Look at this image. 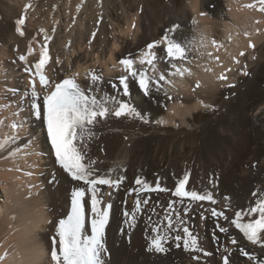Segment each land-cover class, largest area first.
<instances>
[{"label": "bare ground", "instance_id": "1", "mask_svg": "<svg viewBox=\"0 0 264 264\" xmlns=\"http://www.w3.org/2000/svg\"><path fill=\"white\" fill-rule=\"evenodd\" d=\"M253 2L0 0V139L11 133V119H29L25 122L28 125L19 130L20 139L0 149V264H53L50 252L56 224L66 212L71 189L80 185L55 165L42 122L30 119L27 113V99L21 105V114L13 115L20 111L17 104L23 93L13 95L7 89H27L21 70L24 64L18 57L31 36L37 33V37H52V76L61 78L77 67L83 75L78 83L87 88V69L107 67L127 53L133 56L148 42L161 40L173 25L179 28L170 36L181 43L191 41L187 59L176 61L177 66L189 68L190 74L169 75L175 69L166 59H159L158 71L172 83H161L158 92L153 88L150 97L140 95L131 80L132 95L122 96L110 86V80L116 81L113 72L103 73L99 87L88 93L129 99L150 121L109 116L95 125V137L88 144V157L98 162L95 167L100 173L114 169L111 174L116 178L125 176L112 197V217L105 235L110 253L107 264H221V255L227 254L225 248L232 253L230 264H252L239 254V246L264 259V249L243 240L230 223L236 211L253 206L261 198L259 194L264 193V13L245 7ZM26 4L30 7L25 11ZM201 12L206 15L201 16ZM23 13L29 17L21 37L14 33V20ZM213 39L221 47L214 48ZM249 42L254 47H249ZM157 52L164 57L162 48ZM57 59L61 63L57 64ZM245 71L248 75L243 74ZM221 75L226 79H218ZM29 140L33 141L30 145ZM17 148L21 151L10 156L9 152ZM185 173L191 189L211 192L217 203L191 205L171 198L167 192L151 194L149 204H142V211L137 214L136 226L127 229L122 213L133 208L134 196L129 189L137 187L133 184L136 177L151 184L159 180L168 188ZM50 177H54V182ZM253 192L258 196L254 197ZM140 199L147 198L142 195ZM169 201H175V212L199 236L203 248L212 251L205 261L202 256L192 260L191 255L197 252L189 254L182 249L147 251L148 239L154 235L151 228L166 229V212L172 213L175 220L172 230L182 231L184 225L178 224L175 212L167 209ZM225 206H229L228 211ZM212 209L223 211L228 217L219 220L221 226L229 229L227 234L218 232ZM199 210L207 213L205 221L200 219ZM247 219L251 218L242 222ZM229 234L239 243L231 244Z\"/></svg>", "mask_w": 264, "mask_h": 264}, {"label": "snow or ice", "instance_id": "2", "mask_svg": "<svg viewBox=\"0 0 264 264\" xmlns=\"http://www.w3.org/2000/svg\"><path fill=\"white\" fill-rule=\"evenodd\" d=\"M29 7L30 5L28 4L24 5L25 11ZM245 7L254 8L264 13V0H254L253 3L245 5ZM79 8L80 5H77V11H79ZM200 15L204 16L206 13L201 12ZM24 23V15H21L15 21V31L21 36L24 35L22 30ZM73 23H75L74 19ZM99 23L100 21L98 20L97 24ZM192 23L195 24L196 20L193 19ZM132 27H135L134 23ZM177 28H179V25H173L171 29L165 31L161 40L148 43L140 51L137 58H132L131 55L121 58L118 63L122 66L125 74L119 77L118 84L112 83L111 87L113 89H121L123 96H130L131 80L138 86L139 91L145 97H150L153 88L158 92L161 83H172L163 72L158 71L157 61L159 59H166L167 63L175 69L169 75L183 77L185 73L190 74L189 69L179 67L176 63V61L186 60L188 53L192 50L190 46L191 41L181 43L170 36V33L175 32ZM40 31L43 32L44 30L41 29ZM53 32H55V28H53ZM245 35L247 36L248 34L245 33ZM92 36H96L95 31L92 33ZM51 39V36H44L45 43L40 45L39 59L31 66L27 64L26 55L18 57L25 64L24 72L29 74L30 79L28 89L25 90L17 104L20 111L13 112V115L21 114L24 110L21 105L27 99V108L31 115L43 120L47 141L50 144L55 164L73 181L83 182V185L86 186H77L71 191L70 211L66 218L58 220L55 233L52 237L51 261L53 264H107L106 257L110 253L106 245L105 233L106 226L110 222V210L113 205L110 202L103 204L102 197L104 193L100 186H107L110 189L107 195L111 198L113 193L118 191L122 186L125 176L120 175L117 178H110L114 169H109L107 174L100 173L95 167L98 162L88 157V144L95 137V125L100 120L106 119L109 116L139 119L144 123H149L150 121L132 103L118 99L115 95L104 94L99 97L89 95V90L98 88L100 81L103 79L101 75L96 74L94 71L90 70L86 73V76L90 77V83L87 88L82 87L76 81L75 76L65 78L59 82L51 81L44 74V68L50 59L47 42ZM34 40L35 37H33ZM211 44L214 48L221 47L214 39L211 41ZM31 45L32 41L29 42L28 56L33 54ZM161 45H163L162 51L164 57L159 56L157 52V49ZM248 46L254 47L251 42H249ZM208 55L211 56V53H208ZM240 55H244V53L241 52ZM56 62L57 64L61 63L59 59ZM236 62L239 63V61ZM136 65H139V67H136ZM145 65L148 67H145ZM149 69L151 70V75H149ZM206 71H211V69H206ZM243 74L248 75L246 71ZM37 78L41 90L45 92L42 98L37 91ZM218 79L225 80L226 77L221 75ZM231 86L229 85V87ZM7 91L16 95L19 89L9 88ZM165 95L168 96V99H172L167 93ZM204 107L211 108L210 105H204ZM23 127V121L12 123L10 125L11 133L3 135V138L0 139V149H4L8 144L20 139L19 130ZM32 142V140H29L28 145ZM20 151L21 149L17 148L15 151L9 152V155L15 157ZM35 154L38 156L43 155V153ZM255 166L253 165V167ZM188 179L189 175L185 173L182 179L176 180L175 189L171 191L173 197L180 198L181 201L187 198L189 202L209 201L212 204L217 203L211 192L205 191L204 193H199L196 190H186L185 185ZM134 183L138 187L129 189V194L135 193L137 199L134 201L131 212L125 210L122 213L124 217L123 224L127 226V229H133L136 226L137 214L142 211L141 205L149 204L148 199H140L141 193L169 191V189L160 186L159 180H157L155 187L139 176L136 177ZM87 194H90V209L92 213L90 235L85 234L86 210L89 204V201L85 199ZM252 195L256 197L258 193L253 192ZM259 195L261 198L256 199L253 206L245 210L236 211L235 218L231 219L230 223L243 234V237L247 241L253 245L259 244L264 249V193ZM225 199L227 200L228 198L225 197ZM174 203L175 201H169L167 206L173 212H175ZM184 212L187 213L188 208H185ZM211 215L228 220L223 211L218 212L212 209ZM175 216L177 223L181 226L186 223L179 212H175ZM245 218L251 219H247V222H242ZM165 219L168 221L165 230L161 231L158 227L151 228V232L154 235L148 239L147 251L165 253L168 250L165 247L169 240L168 231L174 229L176 225L173 224L172 213L166 212ZM201 219H205L203 213H201ZM216 228L220 233H228V228L221 226L219 223L216 224ZM120 232L124 234V227H121ZM182 233L183 235L177 234L172 238L176 242V247H180L179 242L182 241L185 251L202 252L205 257L212 255V253L205 251L199 245L198 236L193 235L188 227H183ZM214 239L218 240V237H214ZM230 243L236 245L238 242L235 238H231ZM224 252L227 254L222 255V264H230L232 253L227 248L224 249ZM239 254L246 257L252 264H264V259L250 254L243 247L239 249ZM193 259L198 260L199 257L194 256Z\"/></svg>", "mask_w": 264, "mask_h": 264}, {"label": "rangeland", "instance_id": "3", "mask_svg": "<svg viewBox=\"0 0 264 264\" xmlns=\"http://www.w3.org/2000/svg\"><path fill=\"white\" fill-rule=\"evenodd\" d=\"M212 236V235H211Z\"/></svg>", "mask_w": 264, "mask_h": 264}]
</instances>
